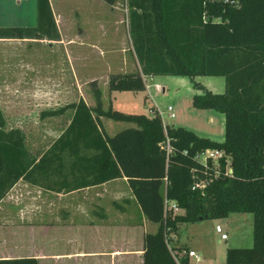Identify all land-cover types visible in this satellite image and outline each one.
Masks as SVG:
<instances>
[{"label": "trees", "instance_id": "1", "mask_svg": "<svg viewBox=\"0 0 264 264\" xmlns=\"http://www.w3.org/2000/svg\"><path fill=\"white\" fill-rule=\"evenodd\" d=\"M111 4L115 0H103ZM127 25L139 70L112 72L109 90H141L145 74H184L200 89L191 105L213 108L223 115V137L215 140L182 126H166L171 152L160 142L165 138L160 117L123 112L101 105L100 89L92 88L94 103L82 98L41 115L57 114L73 107L69 123L39 160L63 137L99 141L98 151L88 156L96 177L83 184L124 175L145 217L156 223L143 233L142 264H187L183 253L178 262L173 252L185 250L167 244L165 236L179 222L250 212L251 244L226 247L224 264H264V0H125ZM0 38L59 39L49 0H35L34 25L0 26ZM197 74L222 75V91L215 92L193 80ZM92 82H94L92 80ZM99 116L131 122L112 134L101 128ZM0 138L16 137L18 129L3 130ZM222 148L229 158L230 174L214 175L193 159L197 150ZM167 156V157H166ZM224 161L220 158V166ZM23 170H17L2 187ZM205 178L202 188L190 189L193 180ZM86 182V183H85ZM173 199L181 213L165 209ZM180 249V250H177ZM0 264H37L33 256L0 258Z\"/></svg>", "mask_w": 264, "mask_h": 264}, {"label": "crops", "instance_id": "2", "mask_svg": "<svg viewBox=\"0 0 264 264\" xmlns=\"http://www.w3.org/2000/svg\"><path fill=\"white\" fill-rule=\"evenodd\" d=\"M62 1L66 5L72 0ZM73 1L85 6L82 23L75 20V15L79 14L76 5H64L62 10L59 9L61 0H55V4L49 0L59 39L0 38L1 127L3 130L18 129L22 133L20 143L16 137L0 138V180L4 179V182L17 170H23L10 184L2 187L0 258L33 256L37 264H142L143 233L153 231L156 223L148 220L141 211L126 177L121 175L83 184V181L96 177L90 169L92 164L88 162V156H95L98 148L90 145L99 141L66 136L38 161L69 123L73 107L45 115L46 122L40 121V111L78 98L88 105L94 103V99L86 100L81 89L65 88L62 92L56 91L54 85L41 88L40 83H55L62 72L63 80L71 87L73 82L96 78L97 74L85 70L90 64L88 49L103 50L105 23L118 26L122 22V14L117 8L119 0L107 3L110 9L106 11L93 8L98 0ZM2 6L0 0V26H7L11 20L3 13ZM19 17L23 20L16 25L35 24V0L34 8L32 0L29 1ZM109 18L112 19L110 22ZM90 23L94 24L96 32L101 31V42L97 36L94 39L89 37ZM125 24L128 30L126 13ZM37 40L50 41V49L53 44L61 45L64 56L62 72L55 69L61 62L54 58L55 49L51 59H40L34 53H26L23 58L9 57L11 43L30 44ZM120 41L115 46V56H119L111 65L126 69L136 64L139 70L130 38L128 45L123 31ZM108 65L111 67L110 63ZM145 75H142L144 88ZM41 99H48L42 109L40 105L44 101ZM101 105L104 107L102 99ZM99 118L102 130L109 135L128 126L126 123L117 125L116 122L123 120L112 119L113 123L108 117ZM169 123L173 126L172 119ZM95 166L96 162L91 167ZM182 211L177 206L173 213ZM174 234L169 233V245L180 247L174 243Z\"/></svg>", "mask_w": 264, "mask_h": 264}, {"label": "rangeland", "instance_id": "3", "mask_svg": "<svg viewBox=\"0 0 264 264\" xmlns=\"http://www.w3.org/2000/svg\"><path fill=\"white\" fill-rule=\"evenodd\" d=\"M31 0H2V11L11 20V24H19L23 19L19 17L24 9L27 8V4ZM55 4V0H53ZM103 3V4H102ZM34 8V0H32ZM63 4L61 0L60 8L65 6H77L79 14L75 15L77 23H82L84 18L85 6H82L78 1H71L70 4ZM103 7H102V6ZM118 10L122 14V22L119 25L111 26V23H105L102 34L103 50L96 48H89V62L85 70L88 73L97 74V77L88 81L72 83V87L69 82L63 80V52L61 45L53 44L52 48H49L50 41L37 40L31 42L29 45L25 42H13L8 48L11 53L9 57L12 59L23 58L25 54H32L40 59L53 58L55 54L56 61H60V64H56L55 69H60L62 74L60 78H57L55 83L41 82V88L53 87L56 91H62L65 88L81 89L84 93L86 100L93 101L92 88L97 86L100 89V96L104 107L109 104L111 107L123 111V112H135L144 113L149 115V107L157 109H165L167 104H170L174 112V116L171 118L173 126H182L190 129L198 135L209 136L212 139L220 140L222 138V126L223 115L213 108H197L191 105V95L194 92H200L199 88L193 86V81L190 77L184 74H148L145 75L146 87L141 90H109L107 87L108 75L112 72H122L123 70L132 71L137 70L138 66L116 67L111 65L114 60L119 56H115L116 48L120 41V36L124 34L125 42L129 44V31L126 29L125 13L126 7L123 0H119ZM94 9L104 11L110 9L109 5L103 0H98V3L93 5ZM87 15V14H86ZM1 20V19H0ZM112 19H108L110 22ZM22 24V23H21ZM26 24V23H25ZM92 29L89 30V37H98L100 41L101 31L96 32L95 26L90 23ZM94 27V28H93ZM101 42V41H100ZM23 43V44H22ZM100 44V43H99ZM110 49H108V48ZM54 49L56 50L55 53ZM59 49V50H58ZM51 50V51H50ZM60 52V54H59ZM103 60V62L101 61ZM111 67H109V64ZM92 80L94 82H92ZM193 80L200 82L206 88L219 92L223 89L224 78L222 75L213 74H197L193 76ZM44 101L40 105L42 109L45 107L48 99H41ZM58 100V99H56ZM59 100H62L59 99ZM111 101V102H110ZM49 106V105H48ZM41 112V111H40ZM45 115H41L40 121L46 122ZM162 116L165 117L164 111ZM169 119V120H171ZM109 120L113 121L109 118ZM115 121H113L114 123ZM117 125L126 123L131 125L128 121L116 122ZM125 125V124H124ZM123 125V126H124ZM177 230L175 231L176 240L174 243L180 245L181 248H192L199 254L198 258L188 255L187 264H224V255L226 247L230 246H249L251 244V231H252V216L250 212H229L226 216L216 218H202L195 222H179ZM218 224L220 230L216 231L214 226ZM220 232L226 233V238H220ZM180 250V249H177Z\"/></svg>", "mask_w": 264, "mask_h": 264}, {"label": "built area", "instance_id": "4", "mask_svg": "<svg viewBox=\"0 0 264 264\" xmlns=\"http://www.w3.org/2000/svg\"><path fill=\"white\" fill-rule=\"evenodd\" d=\"M155 110L158 112V115L160 117V123H161L162 129H163L164 134H165V138L160 142V146L163 147L166 155H168L171 152L172 148L169 144V139H168V136L166 134V126L167 125L171 126V124L169 123V119H171L174 116V112H173L170 104H167L165 106L164 110L163 109H157V108H151L150 109L151 114H153ZM162 111H164L165 117L168 118L167 120L164 119V117L162 116ZM220 158H223V161H224L223 168L220 166ZM193 159L195 161H197L198 163H200L204 168H206V169L211 168L214 175H216L221 169H222V172L224 174H230L231 173V168L229 166V158L224 153L222 148L207 147L204 149L197 150L193 155ZM262 167H264V161L262 162ZM206 183H207V179H205V178L193 180L192 183L190 184V189L202 188V187H204V185ZM163 205H164L165 209H170L172 211V213L174 212V209H176V207H177L174 200L166 199V198L163 200ZM214 228L216 231L220 230V226L218 224H215ZM219 236H220V238H226V233L220 232ZM169 237H170L169 234H167L165 236L167 241H168ZM167 244L169 245V242H167ZM172 253H173V256L177 262L179 260V257L183 253H185L186 256L191 255V256H194L195 258L199 257V254L196 253L193 249H187L186 251L180 250L177 252L172 251Z\"/></svg>", "mask_w": 264, "mask_h": 264}]
</instances>
